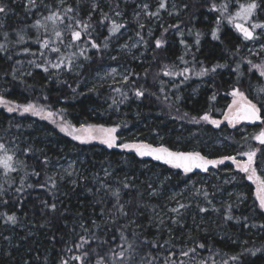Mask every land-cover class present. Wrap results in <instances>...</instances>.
Here are the masks:
<instances>
[{
  "label": "trees",
  "instance_id": "1",
  "mask_svg": "<svg viewBox=\"0 0 264 264\" xmlns=\"http://www.w3.org/2000/svg\"><path fill=\"white\" fill-rule=\"evenodd\" d=\"M183 1V5H188V7L180 8L179 15L172 17V15H166L164 11L161 12L164 26L155 32L149 31L148 26L141 30L135 23L126 22V29L129 30L133 39H139L137 32H141L148 43L147 48L144 44L142 46V58L140 60H112L111 57L116 56V52H113L114 46L120 44L115 43L116 37L109 40V48L103 54L89 48L85 42L82 43V47L88 48L85 54L90 56L91 60L83 61L82 57L78 59L74 57V60L83 63L84 67L79 77H72L71 72L63 69L57 72L49 67V72L45 73L42 68L35 67V64H45L46 60H51L54 63L57 56L56 53L47 51H45L44 56H41L42 50L39 48V44L34 42L36 30L31 25L35 19L42 18L47 12L40 9L33 16L31 13L25 12L21 3H15L13 0H2L4 4L10 6L11 11L4 17V30L8 33L7 40L4 39L3 31H0V43L5 44L8 49L6 53H0V98L12 105L23 106L32 103L46 112L55 114L64 123L73 126L83 124L85 126L117 127L119 144L144 143L154 147L163 146L172 151H197L209 159H219L223 156L236 157L242 152L255 150L256 163L254 167L256 174L264 180V145L253 142V136L261 128L260 126L256 127L255 133H250L248 138H243L250 129L229 130L225 126L217 129L212 124L204 122L197 124L190 120L191 117L199 118L209 112V97L213 92H216L217 95L210 111L212 118H222L230 103L228 93L237 78L236 73L232 72L231 69L235 67L233 61L239 59L232 53L237 47L240 48L243 38L231 24H228L227 20H222L220 23L219 35L222 43L213 40L204 32L211 33L212 29L216 27V20L219 18L218 12L210 11L212 3L217 5L229 3V12L235 14L239 9V3H242L243 0H237L236 6H233L230 0ZM45 2L54 6L56 0H45ZM67 2L73 6L76 5V0H67ZM105 3L109 5L102 7L103 11L113 16L112 8L116 3H119V10H126L121 0H105ZM86 5V1L82 0L80 15L85 20L88 11ZM206 18L209 20L208 24L204 23ZM258 19L264 22L260 15H258ZM98 20L99 13H95L93 23L95 24ZM176 24L180 25L184 35L181 37L179 33H173V29H169L167 33L168 43L165 48L156 50L153 43L154 39L169 25ZM21 29L24 30L25 34L26 43L24 44L17 43V32ZM197 32L200 33L199 50L195 44ZM65 36L67 39L68 34L65 33ZM92 36L103 44L108 36L107 28L97 27L92 32ZM86 39L87 37L82 38L83 41ZM181 39L188 45L193 43L195 47L189 57L185 56V60L189 62L187 65L179 59L185 51L180 43ZM25 48L29 49L28 53L24 52ZM243 49L240 50L241 56H243ZM63 51L66 55L76 53L78 56L80 49L67 48ZM193 54L196 61L203 62L206 67H211L216 63L228 64L229 67L218 69L216 74L203 78L190 73L188 80H185L182 75H163L165 64L175 65L177 73L186 66L199 69L201 65L193 61ZM8 55L12 56L11 60L6 59ZM262 59L251 60L255 63H261L264 62ZM16 61L21 63L16 64ZM30 61L34 63H30ZM119 64L127 68L128 72H133L136 75L132 76L126 84L117 81L111 91H104L94 86H91L94 87V90H85L88 87H83L85 83V79H82L83 76L92 78L104 67H114ZM13 67L18 69L15 80L12 79L11 75L4 76V73L11 72ZM247 68L246 63L241 65V69L245 72V77L242 80L243 90L249 98H255L256 95L251 89L264 88V77H260L259 73L254 70V74L248 73ZM29 72L31 75L27 74ZM73 88H76V92H73ZM116 88H121L127 92L128 98L123 99L122 93L114 90ZM137 88L145 90L144 98L137 99L134 96V90ZM113 98L118 103L113 104ZM262 111L264 113V110ZM185 113L187 116L184 115ZM0 142L9 147L17 145L14 147L17 158L25 161L27 165L20 172L11 174L15 183L10 189V193L19 186V181L25 176V173H31L33 168L40 171L39 179L43 182L47 175L52 174L53 168L59 163L60 151H66L68 155L76 156L79 162L83 161L80 185L75 191H71L72 186L60 183L59 200L62 203L59 204V207L64 210V214L56 219L42 215L40 200H52V197L38 187L27 190L25 193L27 199L23 207L15 204L14 196L5 197V199L10 200V203L7 205L0 204V212H15L21 216L22 227L12 230L0 226V264H23L25 257L29 258L31 264H43L45 257H47L48 264H59L64 248L61 237L63 236L64 240L72 238L71 229L80 219L78 213H83L84 219L88 221L90 218L99 217L101 208L111 211L113 198L105 197L103 204L96 203L101 196H104V193L101 192L94 197L87 191L88 188H91L95 192L98 187V179L101 181L105 179L104 169H108L111 173L106 180L112 189H121L122 202L130 201L133 205L139 202L142 205L138 209L133 208L137 224L140 227L133 226L128 230L126 234L129 240L137 239V243H139L147 238L148 240H159L162 243L169 239V229L172 231L166 226L164 230L158 233L155 223L159 219L156 214L164 215L169 208L165 201L166 193L169 190L178 189L180 185L191 179L200 178L204 175L199 173L185 175L178 169L156 164L127 150H108L95 144H80L72 140L70 136L60 132L53 122L30 113L23 115L18 112L9 113L2 105H0ZM218 142H224V144L218 146ZM29 145L37 150L35 156L26 157L21 154V150ZM44 154L51 161L47 168H44L40 163ZM231 164H226V167L230 168ZM0 175L2 176L0 184H2L5 179L2 172ZM36 179V177L29 175L27 182L35 183ZM168 179L170 181L167 182ZM124 181L135 185V187L123 189L121 182ZM212 183H214L213 191H220L216 197L226 191V187L217 190L220 184L217 183L216 179L212 178ZM149 184L152 185L153 189L158 190L157 195L150 196L148 194L152 190L148 187ZM234 186L237 189V195L230 202L232 205L231 214L234 219L226 221L224 214L227 205L223 206L214 202L213 204L219 209V212L204 213L208 219L215 218L216 220L215 224L210 222L206 226L207 233L196 228H192L189 232H171L172 243L175 245L172 250L177 252V255L173 256L172 259L184 260L187 264L190 258L180 256V249L194 246L192 240H197L206 243L212 248V251L209 252L208 248L199 250V256L191 259V264H198L201 257L208 259L210 256L212 259L209 260V264H213V260L216 264H222L224 260H228V264H236V262L231 261L230 257L249 249L258 251H256L255 256L244 255L242 257L243 264H264V228L260 227L264 225V212H260L258 209L257 183L249 181L242 173L234 180ZM237 196H240L241 199H237ZM199 198L191 195L188 203L192 205L190 209H193L197 215H200L197 204L201 205V203H196ZM211 199L215 198L211 197ZM171 215L173 214L168 213V216ZM186 215L187 212H185V217ZM25 216L26 219H23ZM185 217L184 222L189 224ZM47 221H50L47 227H39L41 223ZM123 222V220L120 221V223ZM65 224L68 225L67 228H65ZM29 231L34 234L28 236ZM133 232L136 233L135 237L132 235ZM53 234H55V240L52 239ZM4 235L10 236L11 241L4 240ZM112 235L113 228L109 225L107 233L101 238H110ZM181 238L184 240L188 238L189 241H182ZM112 243L113 247H116L121 242L117 238ZM17 244L20 245L19 248L14 247ZM117 250L119 251V249ZM9 251L12 253V257L6 255V252ZM143 251H148L147 247ZM151 251L157 252L156 249ZM74 254L64 253V256L70 259ZM158 255L162 259L166 255L164 249H159ZM140 260L141 256L136 255L135 264H140ZM70 264H76V261L70 260Z\"/></svg>",
  "mask_w": 264,
  "mask_h": 264
},
{
  "label": "snow or ice",
  "instance_id": "2",
  "mask_svg": "<svg viewBox=\"0 0 264 264\" xmlns=\"http://www.w3.org/2000/svg\"><path fill=\"white\" fill-rule=\"evenodd\" d=\"M82 0H76V5L73 6L68 4L67 0H56L54 6H50L45 0H23V6L26 13H31L33 16L36 15V12L40 9H43L47 12L46 15H43L40 19H35L34 23L31 25L33 29L36 30V39L35 43L39 44V48L42 50L40 55L44 56L45 51L50 53H56L55 62L51 60H46L45 64H35V67L42 68L45 73L49 72V67L59 72L61 69L67 72L76 71L79 74V70L84 66L83 63H76L74 57L77 59L79 57L83 58V61H90L91 57L85 53L88 51V48L82 47V43H87L88 47L95 49L98 53L103 54L105 50L109 48V40L112 37L119 39L123 35L122 29L127 28V23L124 20H117L115 17H122V12L119 10V3H116L112 8L114 16L103 11L99 0H88V11L87 19L85 20L80 15ZM140 11L136 12L134 19L139 26V29L143 30L145 24L141 22V15L146 18H159L161 11L168 12L169 15H179L180 11L176 9L175 5H172V11H169L168 0H158V5L156 11L150 10V5L147 2H142L138 5ZM188 5H184V8H187ZM11 11L9 5H6L0 0V31H3L4 39H8V33L5 31L4 17ZM210 11H215L219 13V18L216 20V27L211 31V37L215 41H220L221 37L219 35L220 23L222 20H227L228 24L234 26L237 32H239L244 41H251L255 44L256 41L262 40L264 38V23L260 22L257 17L260 13H264V0H247V2L239 3V9L235 14L229 12V3H221L217 5L212 3L210 6ZM99 12V20L94 24L93 15ZM247 25V26H245ZM97 27L107 28L108 36L105 38L103 44H101L95 37L92 36V32L96 30ZM169 29H175L179 35L182 37L184 35L183 31L180 29V25H169L168 28L164 29V32L161 33L159 38L154 39V48L156 50H163L167 44L165 39V34ZM43 30V32H41ZM259 30V31H257ZM191 31V30H189ZM65 33L68 34L66 39ZM151 35V32H149ZM139 40L136 44H133L132 47H137L141 43L147 48L148 43L145 41L144 36L141 32H137ZM197 39L195 44L197 50H199L200 44V33H196ZM87 37L86 41H83L82 38ZM17 43L24 44L26 43L24 30L21 29L17 32ZM180 43L184 47V54L179 57L180 61L187 65L189 62L185 60V56L191 51L189 45L181 39ZM122 49H127L128 45L124 44L121 46ZM67 48H79V54L72 53L66 55L63 49ZM8 51L5 44L0 43V53H6ZM249 53L252 55H260L264 53V42H262L259 48H249ZM25 53L29 52L28 48L24 49ZM142 55V53H141ZM233 56L239 57V59L234 60L235 67L232 68V72L236 73V81L231 87V91L228 95L233 97L232 102L228 105L227 113L224 116V119L228 122L229 125L235 127L236 124L241 121H247L249 123L255 124L257 121L264 123V88H258L257 97L249 98L243 90L244 84L242 80L245 77V72L241 69L242 64H247V72L253 73L258 72L260 77H264V62L255 63L251 59H247L240 55V49L237 47L235 52L232 53ZM6 59L11 60L12 56L8 55ZM111 59L116 60V56H112ZM193 61L199 63L201 66L199 69L194 67H184L178 73L175 71V65H164L163 75L164 76H173V75H182L185 80L190 79V73L194 74L196 77L203 78L207 76H212L217 73L218 69H224L229 67L228 64L216 63L211 67H206L203 65V62L196 61L195 55L193 54ZM16 64L21 63L16 61ZM30 63H34L30 61ZM47 65V66H45ZM254 70V71H253ZM18 69L15 67L12 68L11 72L4 73V76L11 75L12 79H17L16 72ZM116 69L112 68L111 72L108 75H115ZM31 75V73H27ZM136 74L133 72H126L122 75L120 82L127 83L132 76ZM214 78V77H213ZM103 79V78H102ZM71 87V85H69ZM79 87V85H77ZM73 92H76V88L72 89ZM91 90H94L91 89ZM116 92H121L123 99H127V92L123 91L121 88L114 89ZM145 90L143 88H137L134 90V96L137 99H142L145 97ZM216 92H213L209 97V112H206L199 118L191 117V122L194 123H209L219 128L223 121L215 120L211 118L210 111L212 104L216 100ZM46 98V97H45ZM113 104L118 103L113 98ZM0 105L6 107L9 113L18 112L21 115L30 113L32 115H40L41 118H46L44 116V109H37V106L29 103L27 105H12L10 102L0 98ZM52 113L49 112L48 116H51ZM187 116V113L184 114ZM54 122V121H53ZM59 131L64 133L66 136H70L72 140L78 141L80 144H89L91 142L98 141L100 144L105 145L107 148L111 149L117 147V127L104 128L102 126L87 125V127L82 126L80 129L73 128L68 123H61L58 125ZM93 133H96L95 135ZM259 141L261 145H264V129H262L258 135L254 137ZM15 143V141H13ZM120 147L128 150H134L136 154L140 157H151L153 160L161 161L166 165L174 169L182 170V172L187 175L194 170L198 169L202 172L207 173L209 167L216 168L221 164H224L226 160H231L232 164L237 165V171L245 174V177L257 183V201L258 209L260 212H264V180L256 174V168L253 167L254 157L256 156L255 150H249L248 152H242L240 155L246 156V161H238L234 156H223L219 159H208L206 156L202 155L200 152H179L171 151L166 147H153L150 144H123ZM36 149L31 145L27 146L21 150V154L29 157L35 156ZM42 152V150H39ZM41 165L44 168H47L51 161L50 158L44 154L41 161ZM27 165L25 161L19 160L17 158V153L14 149L10 148L7 144L0 142V172H2L5 177L4 183L0 184V204H9L10 200L5 199V197L14 196L15 204L19 207L24 206V202L27 199L25 193L29 189L40 188L41 190L48 193L52 197V200L41 199V213L45 217L51 216L52 219H56L58 216L64 214V210L59 207V204L62 201L59 200L60 192V183L65 179L68 180V183L72 185L71 191L80 185V173L76 169L75 163L70 162L67 167L62 165L55 169L54 175H47L46 179L43 182L40 181V171H37L33 168L31 173H25V176L22 177L19 181V186L15 187L14 192L10 193L13 184L15 183L14 178H12V173H18L22 169L26 168ZM62 168V171L60 170ZM105 179L103 181L98 179V187L95 189V192L91 188H88L87 191L89 194L94 197L99 193L103 192L104 196H101L100 200L96 203L103 204L105 202V197L113 198L111 204V211H108L104 208H101L99 217L90 218L88 221L84 219L83 213H78L80 217L77 224H74L71 229L72 238L69 240H64L63 236L61 241L64 244L62 250L61 258L59 264H70V260L76 261V264H135V256L140 255L141 260L140 264H186L184 260H175L172 259L173 256L177 255V252L172 250L175 248V245L172 243L173 237L171 230L169 229V239L164 240L162 243L159 240H148L147 238L141 240L137 243V239L129 240L128 235L126 234L129 229L133 226L140 227L137 224L135 218V212L133 208H139L142 205L139 202H136L134 205L132 202H122L121 189L116 188L112 189L111 185L107 183L106 178L111 174L108 169H104ZM31 175L36 177L35 183H28L27 177ZM230 181H225L229 183ZM123 189L134 188L135 185L130 184L127 181L121 182ZM7 185V187H5ZM148 187L152 189L148 194L150 196H155L158 194L157 189H153L152 185L149 184ZM196 195H202L205 201L206 206H201L197 204L198 212L200 214L207 213L209 211L219 212L214 204L213 200L210 198V193L206 189L195 190ZM67 195V193H65ZM142 195V194H141ZM229 195H232L229 193ZM170 199H176L175 196L170 197ZM237 199H241L240 196H237ZM192 205L185 204L176 200V205L168 208L167 213L160 215L159 219L155 221L157 225V232L164 230L167 224L170 222L171 225H176L183 228L184 226V217L185 212ZM211 206V207H208ZM155 211V209H153ZM232 212V205L228 204L225 210L224 219L226 221H232L234 219ZM168 213L173 215L168 216ZM167 217V220L165 219ZM26 219V216L23 218ZM195 221V217L193 218ZM237 222H239L238 218ZM247 218L245 217V220ZM123 220V223L120 221ZM47 221L41 223L39 227L45 228L48 226ZM109 225L113 228V235L110 238H101L107 233ZM0 226L6 229L15 230L17 227H22V217L18 216L15 212L8 213L6 211L0 212ZM247 226V225H245ZM36 227V225H33ZM68 225L65 224V228ZM260 227L264 228V225ZM197 230L200 229L199 225H196ZM34 233L29 231L28 236L33 235ZM132 235L135 237L136 233L133 232ZM27 238V237H25ZM118 240L121 242L113 247V241ZM4 240L11 241V237L4 235ZM52 239L55 240V234L52 235ZM189 239H192L189 237ZM194 246L181 248L179 255L183 257H189L187 264H191V259H194L199 256V250H204L208 248V251L211 252L212 248L206 243L199 242L197 240H192ZM246 243V242H245ZM171 245V248H169ZM14 247L19 248L20 245H14ZM147 247L148 251H143ZM119 249V251L117 250ZM156 249L157 252L153 253L151 250ZM159 249H164L166 255L161 259L158 255ZM258 250H246L241 251L236 255L230 257L231 261L236 262V264H243L242 257L246 254L252 256L256 255ZM64 253H75L69 258H65ZM8 257H12V253L6 252ZM39 259V257H37ZM212 259L210 256L208 259L201 257L198 261V264H209V260ZM23 264H31L29 258L25 257L23 259ZM43 264H48L47 257H45ZM213 264L216 262L213 260ZM222 264H228V260H224Z\"/></svg>",
  "mask_w": 264,
  "mask_h": 264
},
{
  "label": "rangeland",
  "instance_id": "3",
  "mask_svg": "<svg viewBox=\"0 0 264 264\" xmlns=\"http://www.w3.org/2000/svg\"><path fill=\"white\" fill-rule=\"evenodd\" d=\"M13 1L15 3H21L23 5V0H13ZM85 1L87 3L86 6L88 7V0H85ZM102 1H104V2H102ZM121 1L124 4L123 7H125L126 10L125 11L124 10H120L122 12V17H115V18L122 19L125 22L135 23L137 25V27H139V26H138V24L136 23V21L134 19V15H135L136 12L140 11L138 5L140 3H142V2H147L150 5V10H152V11H156L157 5H158V0H121ZM230 2H232L233 6L237 5V0H230ZM244 2H247V0H243L242 3H244ZM99 3H100V5H102L101 7H104L105 5L106 6L109 5L108 3H105V0H99ZM183 3H184L183 0H168L169 11L173 10L172 9V5H175L176 9H178V10H180V8H182V7L184 8ZM164 12L166 13V15H169L168 12H166V11H164ZM97 13H99V12H97ZM259 15L261 16V18L264 21V13H260ZM175 16L176 15H172V17H175ZM140 19H141V22H143L145 24V26H148V30L149 31L155 32L156 30L162 29L163 26H164L161 13H160V17L159 18L149 19V18H146L143 15H141ZM257 19H258V17H257ZM204 21H205L204 22L205 24L209 23L208 18L204 19ZM260 22H262V21H260ZM262 23H264V22H262ZM245 26H247V25H245ZM121 31L123 32V35L120 36L119 39L116 38V41H115V43H120V44L115 45L114 49H113V52H116L115 55H116L117 59H123V60H129V61L140 60L142 58L141 53H142L143 43H141L137 47H132V45L136 44L139 39H133L132 36H131V33H129L128 29H122ZM257 31H259V30H257ZM167 33H168V31H167ZM167 33L165 34V39H166V41L168 43V38L169 37L167 36ZM173 33L178 34V32L175 29H173ZM204 33H205V35L211 37V33H209V34H207L208 32H204ZM160 35L161 34H158L157 38H159ZM262 42H264V38H262V40H260V41H256L255 44H253V42H251V41H244V39H243L242 40V44L240 45L239 49L241 50L244 47L242 55L245 56L248 59H252V60L258 59V60H260V59L263 58L262 61H264V53H261L260 55H252L248 51L249 48H254V49L255 48H259V46H260V44ZM124 44L128 45L127 49H122L121 46L124 45ZM189 47H190L191 51L195 48L193 43L191 45H189ZM191 51L189 52L188 55H186V57L190 56ZM75 62L78 63V64L80 63L77 60H75ZM83 67L79 70V74H77L76 71H73V72L70 73V75L72 77H79L81 75ZM112 68L116 69L115 75H108V73L111 72ZM126 72H128V69L123 67L122 64L115 65L114 67H104L101 71L96 73L92 78H86L85 76H83L82 79H85V83L83 84V87L84 86L88 87L87 89H85L86 91H91L90 88H94V87H99L100 89H103L104 91H111L113 85H116L117 81H120L122 75L126 74ZM91 86H94V87H91ZM251 90H252L253 93H255V95L257 97L256 89L253 88ZM232 99H233V97L230 95V103H229V105L231 104ZM37 109H40V108L37 107ZM227 110H228V107L225 110V114L227 113ZM48 113L49 112L44 111V116L46 117L44 119H47V120H49L51 122L54 121L53 123L57 127H58L59 124L64 123L55 114L52 113L51 116H48ZM262 113H263V111H262ZM225 114H224V116H225ZM37 116L41 118L40 115H37ZM224 116L222 118H219V119L212 118V117L211 118L215 119V120L223 121V123H221L219 128H222V127L225 126L229 130H238V129H247V128L250 129L249 133L246 134L245 136H243V138H248L250 136V133H253V132L255 133L254 129H256V127L258 128V126H260L261 128L258 129L256 131V133L254 134V136H253V142H256V143L260 144L259 141L257 139H255L254 137L256 135H258L259 132L262 129H264V123L257 124V122H256L255 124H253V123H249L247 121H241L240 123L236 124L235 127H232L224 119ZM71 126L73 128H75V129H80L82 126L87 127V126H85L83 124L77 125V126H73V125H71ZM96 126H99V125H96ZM102 127L110 128V127H106V126H102ZM215 128H217V127H215ZM219 128H217V129H219ZM93 134L95 135L96 133H93ZM116 135L118 137V131H117ZM89 144H95V145H97L99 147H105L108 150H112V149L127 150L129 152H132V153L136 154V152L134 150L130 151L128 149H124V148L120 147V145H123V144H119V138L117 139V147H114V148H111V149L107 148L105 145L100 144L98 141H95V140L93 142L89 143ZM131 144H140V143H131ZM223 144H224V142H221V143L218 142V146H221ZM14 147H17V145L10 146V148H12V149H15ZM60 153H61V155L59 156V163L53 168L51 175L55 174V169L56 168L60 167L61 165L63 167H67L70 162H74L75 163L76 169L79 171L80 175H81V173H83V171H82V163H83V161L82 160H81L82 162L80 161L81 162L80 163L77 160L76 156L68 155V153L66 151L65 152H61L60 151ZM236 159L238 161L243 162V161L247 160V157L243 156V155H238V156H236ZM253 159H254V164H253V167H254V165L256 163V156ZM229 161L231 162V160H226L224 162V164H221L218 167L209 170L210 172L208 171L207 173H204V175H202V177H200V178L189 180L187 183H185L183 185H180L178 189L169 190L168 192L165 191V192H167L165 201L167 202L168 207L170 208V207L175 206L176 205V200H179L180 202L188 204L190 202L191 195L200 197L199 199L196 200V203H201L202 206H206L203 196L202 195H196V191L195 190H201V189H206L210 193V198L211 197L215 198V199H213V203L215 202V203H218L219 205H223V206H226V205L230 204V202L232 200H234V198L237 195V191H236L237 189L234 186V180L238 177V175H240L242 173L237 171V165L231 164L232 162L230 163ZM226 164H231L230 165L231 167L227 168ZM60 170L62 171V168ZM212 178L216 179L217 183L220 184V187L217 190L222 189V187H226V191L221 193V195L219 197H216V196H217V194L220 191L219 192H214L213 191L214 190L213 189L214 183H212ZM4 179H5V177H4ZM166 181L168 182V181H170V179H168ZM225 181H230V182L229 183H225ZM1 182H2V176L0 175V183ZM61 183H64V184L72 186L70 183H68L67 179H65L64 181H61ZM229 193H231L232 195H229ZM256 193H257V186H256ZM173 196H175L176 199H174V200L170 199V197H173ZM0 207H1V205H0ZM208 207H211V206H208ZM186 212H187V215H186L185 219H188L189 224H186L184 222V226H183V228H181V227H178V226L176 227V225H171L170 222H169L167 224V228H171L172 229L171 232H173V233L174 232L175 233L176 232H181V231L182 232H184V231L189 232V230H191L192 228H196V225H199L200 229L204 233H207L206 226L210 222H212V224H215V222H216L215 218H212L210 220L204 214H200V215L195 214L193 209L189 208V209H187ZM194 217H195V221L193 219ZM187 239L188 238H186V240H184L183 238H181L180 240L188 242L189 239L188 240ZM185 242H183V243L186 244Z\"/></svg>",
  "mask_w": 264,
  "mask_h": 264
},
{
  "label": "water",
  "instance_id": "4",
  "mask_svg": "<svg viewBox=\"0 0 264 264\" xmlns=\"http://www.w3.org/2000/svg\"><path fill=\"white\" fill-rule=\"evenodd\" d=\"M234 27V26H233ZM235 29V28H234ZM236 30V29H235ZM237 32V31H236ZM241 37H242V35L239 33V32H237ZM257 124H261V122H259V121H257ZM154 147V146H153ZM172 151V150H171ZM143 158H146V159H148V160H150V161H152V162H154V163H156V164H162V165H166V164H164L163 162H161V161H156V160H153L151 157H143ZM167 166H169V165H167ZM211 169H213L212 167H209V170H211ZM179 170V169H178ZM181 172H182V170H180ZM197 173H199V174H204L205 172H202V171H200V170H198V169H196V170H194L193 172H191V173H189V174H197Z\"/></svg>",
  "mask_w": 264,
  "mask_h": 264
}]
</instances>
